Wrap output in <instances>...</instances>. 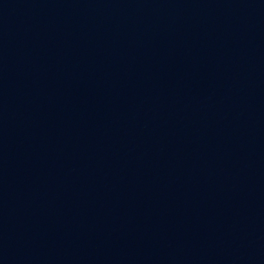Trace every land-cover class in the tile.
Wrapping results in <instances>:
<instances>
[{"label": "water", "instance_id": "1", "mask_svg": "<svg viewBox=\"0 0 264 264\" xmlns=\"http://www.w3.org/2000/svg\"><path fill=\"white\" fill-rule=\"evenodd\" d=\"M0 264H264V0H0Z\"/></svg>", "mask_w": 264, "mask_h": 264}]
</instances>
